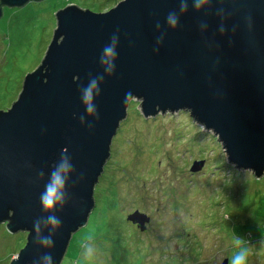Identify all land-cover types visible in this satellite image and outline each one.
Wrapping results in <instances>:
<instances>
[{
  "label": "water",
  "instance_id": "obj_1",
  "mask_svg": "<svg viewBox=\"0 0 264 264\" xmlns=\"http://www.w3.org/2000/svg\"><path fill=\"white\" fill-rule=\"evenodd\" d=\"M31 1L40 0H0V17L4 7ZM195 2L120 0L104 12L70 3L55 12L41 62L0 110V225L26 234L9 264H43L45 254L62 263L95 207V187L131 100L139 101L144 118L187 111L217 137L229 164L263 175L264 0H205L199 8ZM113 38L116 59L109 74L101 56ZM99 77L97 111L90 114L82 89ZM62 158L71 166L64 202L48 213L40 194ZM201 165L195 162L192 171ZM48 215L57 216L61 227L47 224ZM127 220L144 231L149 217L136 211ZM38 235H51L54 247L42 246Z\"/></svg>",
  "mask_w": 264,
  "mask_h": 264
},
{
  "label": "rangeland",
  "instance_id": "obj_2",
  "mask_svg": "<svg viewBox=\"0 0 264 264\" xmlns=\"http://www.w3.org/2000/svg\"><path fill=\"white\" fill-rule=\"evenodd\" d=\"M118 1L40 0L4 7L0 110L41 62L59 8L71 3L103 12ZM195 162L202 165L192 171ZM94 198L88 222L73 234L61 264H221L236 251L234 235L248 247V264H264V173L256 178L229 164L217 137L185 110L144 118L139 101L131 100ZM136 211L149 217L144 231L127 220ZM25 238L0 225V264H9ZM87 243L93 245L90 258L84 255Z\"/></svg>",
  "mask_w": 264,
  "mask_h": 264
},
{
  "label": "clouds",
  "instance_id": "obj_3",
  "mask_svg": "<svg viewBox=\"0 0 264 264\" xmlns=\"http://www.w3.org/2000/svg\"><path fill=\"white\" fill-rule=\"evenodd\" d=\"M204 2L205 0H196L195 6L199 8ZM186 7V3L181 4L182 11L185 10ZM168 23L173 27L176 26L177 18L174 14L169 15ZM115 42V38H113L112 44L106 45L103 48L101 56V64L108 65L107 71L109 74L114 72V65L112 61L116 59ZM102 80L103 77H99V80L97 78H90L88 85L82 89V101L86 111L90 114H95L97 111L93 104V100L94 97H98L100 95L98 82ZM127 95L130 96L131 93H128ZM69 171H71L70 164L66 158H62L61 163L52 171L50 180L45 185L44 191L40 194V204L45 212L51 213L55 210L58 204L63 205V190L66 183L67 173ZM45 222L51 225L53 229H58L62 225L61 220L55 215H48ZM40 223V220H36L33 223V230L37 234L40 232ZM37 239L39 243L46 248L54 247V241L51 235L47 237L38 235ZM233 246L236 251L228 258V264H248V247L246 246L245 241L234 235ZM92 250L93 245L91 243H87L84 251L86 258L91 257ZM43 264H54L53 257L50 254H45L43 257Z\"/></svg>",
  "mask_w": 264,
  "mask_h": 264
},
{
  "label": "trees",
  "instance_id": "obj_4",
  "mask_svg": "<svg viewBox=\"0 0 264 264\" xmlns=\"http://www.w3.org/2000/svg\"><path fill=\"white\" fill-rule=\"evenodd\" d=\"M110 218H113V217H110ZM23 245H24V243H19V245H18L19 247L18 248L20 249Z\"/></svg>",
  "mask_w": 264,
  "mask_h": 264
},
{
  "label": "flooded vegetation",
  "instance_id": "obj_5",
  "mask_svg": "<svg viewBox=\"0 0 264 264\" xmlns=\"http://www.w3.org/2000/svg\"><path fill=\"white\" fill-rule=\"evenodd\" d=\"M131 224H132L133 226L137 227V225H136V224H133L132 222H131Z\"/></svg>",
  "mask_w": 264,
  "mask_h": 264
}]
</instances>
